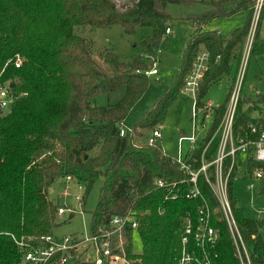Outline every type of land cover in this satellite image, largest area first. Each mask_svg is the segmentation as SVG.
I'll return each instance as SVG.
<instances>
[{
	"label": "trees",
	"instance_id": "obj_1",
	"mask_svg": "<svg viewBox=\"0 0 264 264\" xmlns=\"http://www.w3.org/2000/svg\"><path fill=\"white\" fill-rule=\"evenodd\" d=\"M185 1L138 0L121 9L111 0H0V85L10 83L16 93L27 94L0 117V264H16L21 260L11 235L34 238L33 243L53 236L58 205L48 194L62 178L72 177L84 185L86 195L103 179L97 207L91 212V233L107 230L116 215L130 210L138 215L139 227L127 234L128 256L135 264H176L182 249L184 217L190 214L195 224L197 207L203 200L212 210L218 206L204 175L197 181L202 199H187L192 185L186 183L188 178L174 159L156 146L138 140H146V133L164 120L184 88L201 48L210 53L211 60L197 95V109L206 106L203 99L209 89L230 74L234 65L238 72L254 0L198 2L220 7L237 1V8L230 15L248 11L247 22L225 38L218 31L201 28L223 14L194 19L198 30L182 55L175 83L133 125L131 132L120 136L124 120L149 87L150 77L145 73L156 62L170 19L165 6ZM263 21L264 8L250 54V58L257 57L262 62ZM114 25L121 26L126 35L135 34L137 28L151 27L152 36L141 42L145 55L124 62L114 53L106 52L100 65L91 53L90 44L76 33L77 27ZM17 55L25 58L20 69L12 63ZM122 87L125 95L115 106L93 105L96 97ZM226 106L213 110L214 123L206 137L184 158L194 171L201 168L202 153L216 133ZM256 111H261L256 102L240 100L234 125L236 134L246 132ZM218 144L217 136L205 153L206 162L213 160ZM96 148L98 153L91 156ZM239 164L243 165L241 158ZM229 165L227 161L225 171ZM254 166L249 163V170ZM208 173L214 180L213 166ZM235 174L233 170L228 187L235 220L252 264H264V233L260 232L264 222L247 218L237 207L233 194ZM157 181L164 186L157 187ZM217 218L219 215L212 220L219 232L214 263L239 264L227 225ZM136 233L142 243L140 254L133 251ZM73 264L88 262L78 257Z\"/></svg>",
	"mask_w": 264,
	"mask_h": 264
},
{
	"label": "built area",
	"instance_id": "obj_2",
	"mask_svg": "<svg viewBox=\"0 0 264 264\" xmlns=\"http://www.w3.org/2000/svg\"><path fill=\"white\" fill-rule=\"evenodd\" d=\"M263 8L264 0H254L251 25L244 44L243 54L233 83L232 92L221 123L202 153L201 168L198 171H194L184 161L182 152L174 159V163L179 166V170L187 176L188 181L186 183L192 185L186 195L187 199H202L197 181L200 175H204L218 204L217 209L212 210L205 200H203L202 204L197 207V220L195 224L192 222L190 214L184 217L182 249L176 264H215L214 261L217 257L215 248L219 241V232L213 227L212 220L217 215H219L217 220H222L227 225L239 264H252L250 253L235 220L228 187L233 170L236 171L234 179L237 178L240 172H244L246 177H250V180L253 181L249 186L250 189H253L257 182L264 184V98L261 91L257 90L255 92L257 98L256 103L261 108V111H256L252 114V120L247 125L245 133L239 132L236 134L234 131L238 105L242 99L241 92L247 65ZM170 34L171 29L168 27L165 35L168 36ZM210 60L211 56L207 50L200 52L192 65L190 73L185 79L184 91L186 94L194 97L196 110L197 95L209 71ZM12 63L16 69H20L24 65V60L20 55H17L12 60ZM145 75L148 77L158 75L155 63ZM26 96V93H16L10 83L1 84L0 117L8 113L17 100ZM201 110L204 115L205 112L207 115L213 114L214 107L211 104H206ZM161 131V125L157 126L147 137L146 144L156 146V142L162 138ZM128 132H131V128H125L124 124H122L120 136L124 137ZM206 135L207 132L199 136L194 132L192 138L186 139L191 146V153L195 150L200 139L205 138ZM217 136L219 137L217 152L211 162H206L204 158L205 153L211 142ZM239 157L243 165L239 164ZM227 161L230 162V165L229 169L225 171V163ZM249 163L255 165L252 170H249ZM212 166L215 171L214 180L210 179L208 173L209 168ZM73 180L72 177L66 178L67 183ZM184 182L182 181L181 183ZM155 185L157 187H163L164 183L157 181ZM77 189L78 192H83V195L81 196L77 193L74 197L78 206L82 207L85 186L78 183ZM66 213H70L73 216L76 210L58 206V217H62ZM262 217H264V212H259L257 220L264 222L261 220ZM138 227V215L130 210L123 215L114 216L107 230L100 229L94 233L90 232L84 239L64 237L62 243H55L53 236H47L40 238L39 242L37 241L38 243H33L35 242L34 238L25 236L17 238L11 235L21 255V260L16 264H73L78 257H81L88 264H135V261L128 256L127 246L129 240L127 234L129 231L137 230ZM260 232L264 233L263 228Z\"/></svg>",
	"mask_w": 264,
	"mask_h": 264
},
{
	"label": "rangeland",
	"instance_id": "obj_3",
	"mask_svg": "<svg viewBox=\"0 0 264 264\" xmlns=\"http://www.w3.org/2000/svg\"><path fill=\"white\" fill-rule=\"evenodd\" d=\"M111 1L119 8L127 9L138 0ZM201 1L205 2L204 0H186L184 4H166L165 11L170 16V19L166 22V26L171 29V34L165 35L155 59V68L158 75L150 77V84L146 93L132 108L123 122L125 128H132L154 106L156 101L164 95L167 88L175 83L179 74L182 55L198 30L194 19L219 14L221 11L232 12L237 8L236 2H229L220 7H214L209 4L198 3ZM248 16L249 12L239 11L231 15L216 17L205 25H201V28L205 26L208 30L218 31L226 38L237 28L243 27L247 22ZM262 27H264V21ZM76 33L87 40L94 58L100 65H103L102 56L106 52L114 53L124 62H129L135 57L144 56L145 53L142 50L141 42L143 39L152 36L153 29L151 27L137 28L135 34L126 35L121 26L114 25L106 28L77 27ZM203 51L204 49L201 48L200 52ZM22 58L25 63V58ZM147 62L151 64V62ZM236 74L237 66L234 65L230 74L226 75L209 89L203 102L211 104L214 109L226 106ZM257 90L262 92L264 98V62L252 56L248 61L241 98L256 102L255 92ZM124 95L125 88L122 87L111 94L96 97L93 100V105L112 107ZM213 123L214 116L212 114L205 116L201 108L196 110L194 97L186 94L184 88H182L160 124L162 127V138L156 142V147L173 159L177 158L180 152H182V157L185 158L188 154H191V146L186 139L192 138L194 132L197 136L203 135V133L208 132ZM146 134L147 139L150 133ZM181 134L183 135L181 136ZM145 141L138 140V143H145ZM98 151L99 148H96L91 152V156H95ZM252 183L253 181L250 180V177H246L244 172H240L233 181V194L237 207L243 211L244 215L247 218L257 220L259 212H264V184L257 182L254 188L250 189L249 186ZM102 184L103 179L101 178L87 195L84 191L86 199L82 207L78 206L74 197L77 193L81 196L83 195V192H78V183L75 180L67 183L66 179L62 178L57 180L50 188L48 195L54 204L76 210L73 216L70 213H66L62 217H56L57 226L53 230L55 243H62L64 237L84 239L90 234L91 212L97 207ZM261 220L264 221V217ZM133 251L136 254L142 252L141 239L137 233L133 235Z\"/></svg>",
	"mask_w": 264,
	"mask_h": 264
},
{
	"label": "crops",
	"instance_id": "obj_4",
	"mask_svg": "<svg viewBox=\"0 0 264 264\" xmlns=\"http://www.w3.org/2000/svg\"><path fill=\"white\" fill-rule=\"evenodd\" d=\"M234 2H236V3L238 4L237 1H234ZM247 12H248V11H247ZM230 13H231V12H222V11H221L219 14H223V16H224V15H230ZM203 29H204L205 31H209L208 29H206L205 26L203 27ZM261 29H262L261 34L263 33L262 35L264 36V27H262ZM232 87H233V86H232ZM231 90H232V89H231ZM230 93H231V92H230ZM229 97H230V94H229ZM248 100H249V99H248ZM228 101H229V99H228ZM249 101H250V100H249ZM227 103H228V102H227ZM182 135H183V134H181V136H182Z\"/></svg>",
	"mask_w": 264,
	"mask_h": 264
}]
</instances>
